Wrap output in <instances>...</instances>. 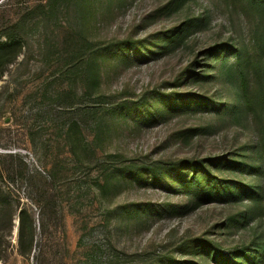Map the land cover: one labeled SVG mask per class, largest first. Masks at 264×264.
I'll return each mask as SVG.
<instances>
[{"label": "rangeland", "instance_id": "1", "mask_svg": "<svg viewBox=\"0 0 264 264\" xmlns=\"http://www.w3.org/2000/svg\"><path fill=\"white\" fill-rule=\"evenodd\" d=\"M258 20L243 0H0V39L23 38L0 55V264H248L264 211L181 181L264 191L234 168L256 125L212 61Z\"/></svg>", "mask_w": 264, "mask_h": 264}, {"label": "trees", "instance_id": "2", "mask_svg": "<svg viewBox=\"0 0 264 264\" xmlns=\"http://www.w3.org/2000/svg\"><path fill=\"white\" fill-rule=\"evenodd\" d=\"M243 1L259 17L258 22L250 32L248 43L242 46L238 44L232 46L225 45L224 52L226 54L231 53L234 56L231 65L227 57L221 58L217 56L212 61H215L216 69H220L223 77L227 79H230L232 76L235 77L239 89V105H234L232 109L231 106H227L226 109L230 113H235L239 107L243 111H246L256 125L259 140L256 145L252 146V150L248 152V156L246 157L251 160L253 153L256 152L255 166H251L247 162L237 161L235 162V167H231L243 171L247 175L254 173L264 177V0ZM22 39L21 35L16 36L10 33L2 36V39H0V55L7 51L21 49ZM122 52H125V50H122ZM121 59L123 58L121 57ZM204 77L206 78L207 76L204 75ZM92 80L93 82L96 81L95 75ZM215 111L218 112L219 110L215 108ZM244 152H247V149ZM192 171L194 173L192 178L181 181V185L188 192H192L201 199L206 198L208 200H212L211 197L219 198V196H226L231 200L245 197L256 205V212L264 211V191L259 190L257 185L244 182L234 186H225L219 183L210 172H206L204 167H200V170L194 167ZM3 194L4 191L0 185V196H3ZM26 216V211H23L19 226V253L24 257H31L35 248L36 228L33 224L27 227ZM241 253L244 254L242 259L245 263H264V246L255 245L251 249L248 248L245 251L239 252V255ZM41 254H43L42 250H40L39 255ZM218 254V252L213 253L215 258H221V255L219 254L218 256ZM3 256V253L0 252V262L4 259ZM227 260L228 264H233L231 258L228 257Z\"/></svg>", "mask_w": 264, "mask_h": 264}]
</instances>
